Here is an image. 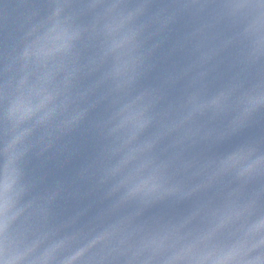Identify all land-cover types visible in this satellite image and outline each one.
I'll use <instances>...</instances> for the list:
<instances>
[{
    "label": "water",
    "instance_id": "water-1",
    "mask_svg": "<svg viewBox=\"0 0 264 264\" xmlns=\"http://www.w3.org/2000/svg\"><path fill=\"white\" fill-rule=\"evenodd\" d=\"M262 99L258 0H0L4 264H264Z\"/></svg>",
    "mask_w": 264,
    "mask_h": 264
},
{
    "label": "snow or ice",
    "instance_id": "snow-or-ice-1",
    "mask_svg": "<svg viewBox=\"0 0 264 264\" xmlns=\"http://www.w3.org/2000/svg\"><path fill=\"white\" fill-rule=\"evenodd\" d=\"M238 3H249L252 0H236ZM261 5H264V0H258ZM261 104L264 105V99L261 100ZM229 161H223L222 166L227 167ZM261 168L264 170V156H262L261 160ZM221 224H223V218L221 219ZM8 224L4 219V203L2 197H0V264H4L2 259L3 252L6 244L7 232H8ZM261 227H264V217L261 219ZM209 243L213 244V247L216 245L214 244L213 240L210 238ZM235 248H225L221 250V255L217 260H214L212 264H223V261L231 260L236 255Z\"/></svg>",
    "mask_w": 264,
    "mask_h": 264
}]
</instances>
